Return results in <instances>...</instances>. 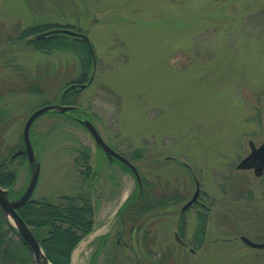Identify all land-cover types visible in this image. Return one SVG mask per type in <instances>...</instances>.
Listing matches in <instances>:
<instances>
[{
    "label": "rangeland",
    "instance_id": "rangeland-1",
    "mask_svg": "<svg viewBox=\"0 0 264 264\" xmlns=\"http://www.w3.org/2000/svg\"><path fill=\"white\" fill-rule=\"evenodd\" d=\"M47 23L41 31L67 26L86 33L94 56L85 41L88 51L81 55L74 48L47 53L19 39L22 29ZM72 81L87 82L74 89L82 116L133 157L152 189L179 188L186 199L197 177L212 201L209 233L195 253L175 237L184 199L143 222L155 238L146 241L147 252H171L168 264H264V249L240 239L264 231V180L236 169L249 152L248 140L259 143L264 135V0H0V106L12 117L1 151L18 168L17 190L26 188L32 172L25 155L12 157L24 148L27 117L60 102ZM78 114L50 109L33 121L30 135L41 165L34 196L75 191L76 156L90 150L100 235L79 242L71 262L86 264L137 182L122 162L98 149ZM194 211L185 212L186 241ZM114 230L100 252H116V259L95 264L134 263L128 237Z\"/></svg>",
    "mask_w": 264,
    "mask_h": 264
},
{
    "label": "trees",
    "instance_id": "trees-1",
    "mask_svg": "<svg viewBox=\"0 0 264 264\" xmlns=\"http://www.w3.org/2000/svg\"><path fill=\"white\" fill-rule=\"evenodd\" d=\"M50 24L28 26L21 30L19 39L25 40L37 50L47 53L64 48L78 50L77 52L81 55L86 54L85 47L87 51L88 48L82 38L61 32L37 35L42 29L49 28ZM32 34H35L34 38H29ZM83 68L87 73L88 65L84 64ZM84 80V76H82L79 81ZM74 89L75 87L72 86L65 87L58 98L60 102L77 104L78 98L76 89ZM1 96L0 101L2 100ZM79 109L80 107H76L75 111ZM11 118L8 109L0 106V184L9 190L10 198H16L22 193L16 189L18 168L13 166V158L5 156L1 151V136ZM23 157L24 154L17 156L21 159ZM76 164L80 181L75 191L61 193L55 198L36 196L18 207V212L29 224L45 254L54 264H71L73 250L96 226V201L92 189L95 176L92 174L94 167L90 160L89 149L82 148L78 151ZM142 179V190L139 191V184H137L128 206L121 210L122 217L126 219V222L138 218L146 211L151 212L158 206L166 208L173 204V193L164 192V195L160 191L149 189L148 186L151 183L149 184L145 178ZM167 195L168 200H165L164 196ZM168 258L169 255L165 256L166 260ZM95 263L94 258L91 264ZM0 264H36L25 239L4 215L1 208Z\"/></svg>",
    "mask_w": 264,
    "mask_h": 264
},
{
    "label": "flooded vegetation",
    "instance_id": "flooded-vegetation-1",
    "mask_svg": "<svg viewBox=\"0 0 264 264\" xmlns=\"http://www.w3.org/2000/svg\"><path fill=\"white\" fill-rule=\"evenodd\" d=\"M33 36H35V34H32ZM73 85V84H72ZM264 129V127H263ZM105 139V138H104ZM106 140V139H105ZM264 141V135L261 138L259 143H255L252 138H250L248 140V146H249V152H251L253 146H258L260 145L262 142ZM106 142L113 147L116 151H118V153H120L121 155L125 156L128 160H133L132 156H127V154L123 153L122 151H120L119 149H117L112 143H110L108 140H106ZM98 149L103 151V154L106 156V158H108L110 161L113 160H118L120 162H122V166L126 171L130 172L131 174H133V169L126 164L124 161H122L121 159H119L116 156H112L109 157L108 154L105 152L104 148H102L100 145H98ZM247 153V154H248ZM246 154V155H247ZM244 155V156H246ZM243 156V157H244ZM242 157V158H243ZM241 158V159H242ZM240 159V160H241ZM239 160V161H240ZM236 164V169L238 170H246V171H251L252 174L261 179L262 181L264 180V168L261 171V173L258 175L255 173V167H247V168H240L237 167L238 163ZM128 167V168H127ZM139 170V169H138ZM97 172V168L96 166L93 168V172L92 174L95 176ZM140 176H142L140 170H139ZM194 180H196V187L195 189L189 194V197H187L186 199H184V192H181V190L179 188H175L174 192H173V205L179 203L180 201H182V199H184V202L180 204V211H179V215H178V231H176L175 233H178L179 238H176L181 244H184L185 246L187 244H189L190 246V250L192 252L196 251L197 248L201 247V245L204 243L205 237L207 235V233H209L206 230L207 227V219L209 216V213L212 211V201L209 203L208 199L205 197L207 194L202 193L201 191V186H200V181L198 180L197 177L194 178ZM149 189L151 188V185L148 186ZM135 189H133L130 194H127V196L122 200V202L120 203V205L118 206V209L116 210V219L114 221V229L117 227V230H114L113 227L110 228L109 231H107L106 233H104L101 238L97 239V241L95 242L96 244V248L93 252H91L90 257H89V261L88 264H91V262L93 261V259L95 258V262L97 263L98 261H114L116 259V257L113 255L116 252H100L102 247L107 243L108 238H109V233L111 231L114 230L115 233H117V231L120 234H126V236L128 237V243L126 245H128L127 247H129L130 249V253L132 254L129 257H132L131 262H134L132 264H148V260L149 262H152L154 264H168V259H165V256H168L169 254H172L171 252H159L158 254H156V252H154L155 250L151 251V252H147V247H148V243L146 242L147 240H153L154 241V236L153 235H149V229L146 228H142L143 222L148 219L149 215H152L154 213H156L158 211L161 212L163 211L162 209H164V206H158L155 210L149 212L146 211L145 213H143L141 216H139L138 218L126 222V219L124 217H122V211L124 210L127 206L128 203L130 202V197L132 195V193L134 192ZM142 190V185H139V191ZM155 191V189H152ZM239 192H242L239 189ZM162 194L165 195L164 191L160 192ZM195 196V198L193 199V201L186 206V203L192 199V197ZM165 200H168V195L164 196ZM190 208H195L194 211V227L191 230V238L190 240L186 241L183 237L184 236V232L186 229V219H185V212L190 209ZM251 220V219H250ZM192 222V221H191ZM131 223V224H130ZM193 223V222H192ZM129 225V227H127ZM233 228V226H232ZM142 231L140 232L139 230ZM141 233V234H140ZM250 235L252 236H248L244 233L240 234V239L248 246L253 247L258 249V250H263V247H255L250 245L249 243L246 242V240L244 239V237L250 239L253 242H263L264 241V231L261 229L259 231L253 232L252 234L250 233ZM253 236H258L259 239L253 237ZM255 238V239H254ZM140 242L145 244V249H142L139 247ZM152 248V247H151ZM140 252H145V256L141 255ZM165 253V254H164ZM195 253V252H194ZM113 263V262H112ZM111 264V263H110Z\"/></svg>",
    "mask_w": 264,
    "mask_h": 264
},
{
    "label": "water",
    "instance_id": "water-1",
    "mask_svg": "<svg viewBox=\"0 0 264 264\" xmlns=\"http://www.w3.org/2000/svg\"><path fill=\"white\" fill-rule=\"evenodd\" d=\"M54 32H66L70 34H78L87 41L91 49V52L92 53L94 52L92 48V44L86 34L78 32L71 28H66V27L53 28L47 31V33H54ZM83 86L84 85H81V87ZM72 108H73V105L50 103V104H46L44 106L37 108L29 115V117L27 118L25 122L24 128H23V139H24L25 147L14 153V156H15L19 153L26 152L28 163L32 167V172H31L27 187L25 188L23 193L18 198L11 199L9 197V193H8L9 191L6 188L2 187V185L0 184V208L2 212L4 213V215L15 226L19 234L25 239L36 264H54V263L47 257V255L44 252V249L42 248L39 240L37 239L32 229L30 228L29 224L24 220V218L18 212V207H20L26 201L31 199V196L36 187V184L39 178V173H40V164L36 161L35 152H34L31 139H30V128L36 117H38L40 114L50 109H56L60 112H65ZM83 122L88 127V129L91 131L93 136L95 137L97 144L104 148L108 156L109 157L116 156L122 161H124L126 164H128L133 169L138 180L140 181V176H139L138 170L136 169L135 165L132 164L126 157L116 152L112 147H110L104 141L100 132L98 131V129L96 128V126L93 124L92 121H90L89 119H84ZM253 166L255 167V173L258 175L261 173V171L264 168V141L259 146H253L251 152L248 155H246L238 163L237 167L247 168V167H253ZM194 198L195 196H193L192 199H190L186 203V206H188L193 201ZM244 239L246 240L247 243H249L252 246H255V247L264 246V241L263 242H253L246 237H244Z\"/></svg>",
    "mask_w": 264,
    "mask_h": 264
}]
</instances>
